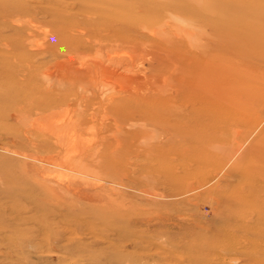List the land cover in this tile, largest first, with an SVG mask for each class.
<instances>
[{
  "label": "rangeland",
  "instance_id": "rangeland-1",
  "mask_svg": "<svg viewBox=\"0 0 264 264\" xmlns=\"http://www.w3.org/2000/svg\"><path fill=\"white\" fill-rule=\"evenodd\" d=\"M26 1L61 11L63 22L84 17L73 0ZM223 1L225 11L205 6L209 23H193L195 43L210 40L204 66L221 122L177 143L187 156H148L146 144L124 145L121 157L71 160L72 171L42 162L45 147L38 151L16 117L2 121L0 264H189L194 246L224 224H264V0ZM50 17L39 13L22 33L13 21L0 23V32L25 55L50 29Z\"/></svg>",
  "mask_w": 264,
  "mask_h": 264
},
{
  "label": "bare ground",
  "instance_id": "bare-ground-1",
  "mask_svg": "<svg viewBox=\"0 0 264 264\" xmlns=\"http://www.w3.org/2000/svg\"><path fill=\"white\" fill-rule=\"evenodd\" d=\"M73 1L84 17L63 22L61 11L0 0V23L15 22L19 33L30 29L39 13L51 16L50 29L25 55L16 40L0 32L6 46L0 59L6 75L0 77V125L16 117L38 151L45 147L42 162L72 171L76 158L117 157L124 145L146 144L148 156H187L190 152L176 144L221 122V104L212 99L204 62L210 40L205 33L204 42L196 44L193 23L210 22L205 6L225 11L226 3L203 0L202 8H195L196 0ZM218 30L225 40V29ZM194 247L189 264H264V224L228 222Z\"/></svg>",
  "mask_w": 264,
  "mask_h": 264
}]
</instances>
